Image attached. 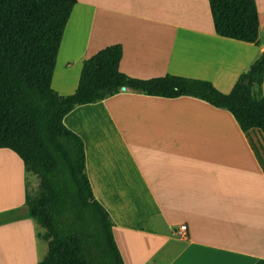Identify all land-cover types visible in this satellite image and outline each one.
Listing matches in <instances>:
<instances>
[{"label": "crops", "instance_id": "obj_1", "mask_svg": "<svg viewBox=\"0 0 264 264\" xmlns=\"http://www.w3.org/2000/svg\"><path fill=\"white\" fill-rule=\"evenodd\" d=\"M255 2L258 39L247 44L215 33L208 0H76L51 88L73 94L83 61L119 44V71L130 78L199 79L228 94L264 51V0ZM63 124L83 141L87 179L123 264H264L259 129L243 132L229 112L193 97L126 90L76 107ZM0 154L17 162L14 185L9 167L0 168L4 194L15 189L0 203V264H37L48 250L45 231L25 196L38 180L12 151ZM177 224L187 226L186 240L174 236Z\"/></svg>", "mask_w": 264, "mask_h": 264}, {"label": "trees", "instance_id": "obj_2", "mask_svg": "<svg viewBox=\"0 0 264 264\" xmlns=\"http://www.w3.org/2000/svg\"><path fill=\"white\" fill-rule=\"evenodd\" d=\"M215 33L254 44L259 17L255 0H208ZM76 0H0V149L23 163L38 180L26 193L29 217L41 228L47 253L37 264H123L113 222L93 197L82 139L64 124L78 106L112 97L122 88L135 94L202 100L229 112L243 132L264 135V51L228 94L205 80L180 76L141 80L119 71L121 45L98 51L82 63L75 92L51 88L63 32Z\"/></svg>", "mask_w": 264, "mask_h": 264}, {"label": "rangeland", "instance_id": "obj_3", "mask_svg": "<svg viewBox=\"0 0 264 264\" xmlns=\"http://www.w3.org/2000/svg\"><path fill=\"white\" fill-rule=\"evenodd\" d=\"M0 157L1 158H9L10 162L5 161V162L1 163L0 168L2 170H5V169H8V167H9V169H10V175H9L10 182L9 183L12 182V184L14 185V178H16L15 169L17 167V162H16L15 158H13L12 156H10L8 154H0ZM1 169H0V172L2 173ZM4 175H5V172L2 173V175L0 177V203H2V200H5V198L9 199V197L13 196V194L15 193L14 186L11 185V192H9V194H4V192H3V187L5 186V176ZM12 187H13V190H12ZM37 187H35V186L33 187L31 185L27 186L28 195L34 196L36 194Z\"/></svg>", "mask_w": 264, "mask_h": 264}, {"label": "built area", "instance_id": "obj_4", "mask_svg": "<svg viewBox=\"0 0 264 264\" xmlns=\"http://www.w3.org/2000/svg\"><path fill=\"white\" fill-rule=\"evenodd\" d=\"M122 91L125 89L122 88ZM173 234L177 239L186 240L187 239V226L185 224H177L173 228Z\"/></svg>", "mask_w": 264, "mask_h": 264}, {"label": "water", "instance_id": "obj_5", "mask_svg": "<svg viewBox=\"0 0 264 264\" xmlns=\"http://www.w3.org/2000/svg\"><path fill=\"white\" fill-rule=\"evenodd\" d=\"M123 89H125V88H123Z\"/></svg>", "mask_w": 264, "mask_h": 264}]
</instances>
